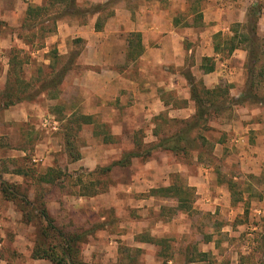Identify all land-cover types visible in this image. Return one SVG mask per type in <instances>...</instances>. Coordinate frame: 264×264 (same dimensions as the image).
<instances>
[{"label": "crops", "instance_id": "crops-1", "mask_svg": "<svg viewBox=\"0 0 264 264\" xmlns=\"http://www.w3.org/2000/svg\"><path fill=\"white\" fill-rule=\"evenodd\" d=\"M48 2L0 0V60L9 59L16 40L12 27L22 29L29 6H44ZM260 2L264 0H78L80 6L102 5V8L88 13L85 19L70 16L58 19L42 46L21 42L26 48L32 47L33 54L57 51L61 56L69 54L76 41L82 42L78 61L62 80L61 97L66 95L71 100L68 116H90L93 126L99 116L112 134V140L106 137L100 140V150H96L97 144L91 143L89 151L77 160L95 169L99 165H111L108 172L116 179L106 191L110 195L105 197L109 204L104 201L103 207L100 205L105 211L114 209L116 215L110 220L106 213L100 214L98 228L92 230V233L96 231V237L88 240L90 249L82 251L85 262L173 264V257L180 255L187 264H262V240L253 239L255 233L262 232V199L254 203L249 197L251 193L244 190L236 201L228 185L219 181L213 163L202 164L205 159L203 155L200 158L198 151L193 160L199 166L194 174H189L188 186L194 196L190 201L192 208L211 210L213 214L228 211L232 219L238 215L240 219L250 201L252 205L245 214L246 222L222 224L223 227L216 226L207 235L197 229L193 231L191 219L178 221L176 244L182 246V250L177 249L175 255H169L163 246L165 239H169V224L164 218L146 216L147 209L157 211L158 206H162L155 202L161 199L156 196L159 192L178 185L168 177V157L140 153L127 165L113 164L138 147V132L143 131V145L156 143L159 135L156 133L162 129L161 117L192 118L197 112L192 96L194 86L219 87L224 89L225 96L243 98V102L233 103L229 110L211 117L208 134L205 133L210 142L212 134H217L209 153L211 160L236 163L243 171L260 175L264 169V58L255 69V73L263 69L256 90L261 98L252 101L246 98L251 46L245 36L250 9ZM256 26L264 44V7ZM36 27L39 30V26ZM233 38L235 46L232 48ZM53 60L52 55L44 58L47 66ZM40 96H46L49 101L56 99L48 98L46 93ZM26 103L28 101L23 100L4 106V113L27 117L31 107ZM48 114L49 117L55 115ZM32 160L37 162L39 157L33 155ZM122 189L137 195L130 201V207L138 213L136 217L122 218L119 200L114 197ZM140 192H148V195L142 196ZM84 198L87 199L80 195L75 201L84 202ZM176 199L180 206V198ZM7 206L12 209L10 202ZM84 207L80 205L78 210ZM256 210L261 214L254 218ZM183 216L189 217L188 211L184 210ZM115 224L128 230L110 231L108 227ZM237 228L244 229L246 236H241ZM13 230L16 234L20 232ZM8 232L2 231L0 241L5 242ZM22 239L30 241L25 235ZM121 245L135 252L125 254L120 250ZM11 251L16 254L0 257V264H52L47 259L31 257L32 250L26 247L14 245Z\"/></svg>", "mask_w": 264, "mask_h": 264}, {"label": "rangeland", "instance_id": "rangeland-1", "mask_svg": "<svg viewBox=\"0 0 264 264\" xmlns=\"http://www.w3.org/2000/svg\"><path fill=\"white\" fill-rule=\"evenodd\" d=\"M25 27H22V29L12 27L16 40L9 53V61L0 60V180L9 181L16 185L17 188L16 198L7 199L2 194L0 186V208H2L0 209V237L2 231H9L8 236H4V239L7 237L5 242L0 241V257L5 258L7 253L10 256H14L16 251H11V247H14V245H18L20 248L26 247L33 251L34 246L38 243H36V240L42 245L49 240L58 243L59 238L54 232L45 231L46 220L39 216L36 206L45 207L48 212L51 210L50 212L53 215L51 216L55 224L66 232L91 231L86 236L87 240L81 242V251L84 249L88 251L90 249V247L88 248V240L96 237V231L92 233V230L98 228L101 221L100 214L106 213L107 218L110 220L116 215L114 209L107 208L105 211V209H102L103 206L101 204L104 201L105 204H109L108 200H105L106 196H110L106 194V191L116 179L113 178L112 172L100 168L107 167V164L104 166L99 165L96 169L85 167L74 156L79 154L81 157L83 153L88 152L89 144L91 143L97 144L96 150H100V140L104 137L112 140V134H110L111 131L108 129V124L100 121L99 116L95 118V126L91 124L90 116L82 114L68 116L71 100L66 95L61 97L62 92L57 97L58 99L56 98L52 101H49L46 96H39L33 101H28L26 104L31 108L27 117L20 115L10 116V114L6 116V113H4L5 102L15 99L27 83L31 82L33 84L28 90L29 93L34 92L32 89L38 85L35 82L37 77L42 79L49 72L44 58L51 55L52 57L55 56L54 52L33 54L32 47L26 48L21 44V42L33 43L34 47H39L45 44L46 37L50 35L49 33L43 34L40 28L37 30L38 27ZM32 34H34L33 37ZM19 43L21 46H19ZM73 47L72 51L70 50L67 55L61 56L58 53L59 62L54 72L59 71L68 59H73L74 64H76L78 61L77 54L82 50V42L80 40L76 41ZM8 63L11 64L10 67L6 65ZM48 113L51 116L55 114L52 117L58 121V128L48 129L44 127L43 119L49 116ZM164 125L166 127L164 134L173 131L176 127L173 123H165ZM205 133L208 134V132L204 131V135ZM143 135V131L138 132L139 147L136 148V151L144 152L145 154V149L149 145H143L141 141ZM216 135V133H213L211 142L204 143L200 147L201 154H203L205 159H203L202 164L213 163L214 172L219 176V181L228 185L236 201L240 198L242 191L248 190L251 193L249 197L252 198V201L262 199V204H264V169L258 175L243 171L236 166V163H220L215 160L212 162L209 152L212 150V143ZM201 141L200 137L196 140L199 144ZM125 145L126 148L129 147V144ZM197 151H192L190 155L186 156L175 155L171 151H156L154 149L153 151L151 150L150 154L168 157L170 166L168 165L167 172L170 182L187 187L190 181L189 174H194L197 171V166H199V163L193 160ZM33 155L39 157L37 162L32 160ZM242 174L247 175V177H241ZM236 175L238 177L234 178ZM49 179L54 180L50 181ZM210 185L213 186L214 184L210 183ZM131 193H127L122 189L117 191L114 196L119 200V212L124 219L138 215L137 211L130 207V201H134L133 196L137 197V195ZM159 193L160 195L157 194L156 196H161V199L155 202H157V205L162 204V206H158L159 210L157 211L147 209L146 216L164 218L166 223L169 224L167 230L169 239H165L166 244L163 245L169 255H175L177 249L179 251L182 250V246L176 244V236L179 233L177 228L178 221L184 222L186 218L191 219L193 231L197 229L201 234L207 235L216 226L219 227L221 225L223 227L222 224L246 222L248 216L245 214L249 212V208L252 205L250 201L240 219L238 218L239 215L236 219H232L228 211L215 212L213 214L211 210L192 207L188 209L189 217H186L183 216L184 208L177 204L175 196L166 195L165 192ZM140 194L142 196L148 195V192H140ZM80 195L86 196L87 199L84 198V202H76L77 200L75 201V199ZM186 197L191 200L194 198L191 193L186 195ZM26 201L32 203L29 204ZM7 202H10L11 210L8 209ZM254 203H257V201ZM80 205L85 206L84 210H78ZM100 205L102 206L101 208ZM92 206H95L94 210L91 209ZM25 213H30L29 221L25 218ZM175 217H178V220H173ZM231 220L234 221L231 222ZM8 223L10 224L9 226L7 225ZM119 227V225L115 224L108 227V229L110 231L128 230L124 226L121 229ZM13 229H18L20 232L16 234ZM237 230L241 231V236H246L244 229L237 228ZM101 233L100 231V235ZM221 233L223 234L224 232ZM23 235L28 237L30 241H23ZM193 239L195 240V238ZM253 239L262 240L260 245L262 252H264V212L262 213V232L255 233ZM120 250L125 254H133L135 252V250L126 245H121ZM83 254L82 252L81 255L83 256ZM173 264L187 263L184 256L179 255L177 258L173 257ZM262 264H264V261H262Z\"/></svg>", "mask_w": 264, "mask_h": 264}, {"label": "trees", "instance_id": "trees-1", "mask_svg": "<svg viewBox=\"0 0 264 264\" xmlns=\"http://www.w3.org/2000/svg\"><path fill=\"white\" fill-rule=\"evenodd\" d=\"M263 7L264 2H260L256 6L251 7L247 25L248 33L245 35L251 46L249 57L250 76L246 98H249L252 101H256L261 98L258 96L256 90L258 88L260 80L263 77V69H260L257 73H255V69L262 58H264V50L262 49L264 47V44L262 42V39H260L257 35L256 22ZM99 8H102V5H95L93 6V8L80 6L78 4V0H49L48 4L44 6H29L28 17L23 25V28H26L25 26H28L29 28L39 26L42 33L46 34L54 31L55 24L60 18L70 16L82 17L85 19L88 13H93ZM33 36L34 34H32V37ZM234 42L235 41L233 38L231 40L232 48L235 46ZM231 50L232 49H230V51ZM54 55L56 56L53 57L54 61H52V63L47 66L49 68L47 76L43 77L42 79L38 77L35 80L38 85L37 87L32 89L34 92L29 93L28 90L32 87L33 84L31 82L27 83L24 89L20 91L19 95L15 99L6 101L4 106H8L9 104H13L15 102L23 100L33 101L42 93H46L48 98H57L60 96L62 92V80L66 73L72 68L74 60L68 59L59 71L54 72L59 62L58 52L54 51ZM224 94V89H221L219 87L209 89L206 87L194 86L192 88V96L196 102V114L192 118L182 120L161 117L160 126L162 127V129L158 131L156 130L157 132H159L156 133L157 135L159 134L158 141L154 144H148L149 146L145 149V154H150L151 150L153 151L154 149L171 151L175 155L187 156L190 155V152L195 150H198V152L201 154L200 147L204 145V143L209 142L204 135V131L208 130V125L211 117L217 116L229 110L232 107L233 103L243 102V98L232 99L225 96ZM262 102H264V96H262ZM165 123H173L174 125H176V127L173 131H169L168 133L164 134V130L166 128L164 125ZM199 137L202 139L200 144L196 142L197 138ZM136 150L137 149L127 152L122 159L114 162L113 164L127 165L131 161L132 157L140 155V152ZM202 155L203 154L200 155V158H202ZM74 158L78 159L80 158V155L77 154L74 156ZM100 168L102 170L108 171L111 168V165ZM45 179L48 180V178L46 177ZM49 180L52 181L54 179ZM0 186L1 192L5 198H16V185L10 183L9 181L1 179ZM162 191H164L166 195L175 197L178 196L182 202L180 204V207L184 208V210L188 211V209L192 207L190 203L191 199H189V197H186V195H190V193L193 194L190 187L173 185L163 189ZM28 203L31 204L32 202L29 201ZM36 208L39 216L46 220L45 231L47 230L54 232L58 236L59 241L58 243H54L52 240H49L47 242H44V245H42L39 241L36 240V243H38L34 246L32 257L47 259L51 261L52 264H88L83 260V257L81 255V242H85L87 240L86 236H88L91 231L85 230L83 232H66L64 231V229L55 224L53 217L45 207L40 208L36 206ZM24 216L25 218H27V221H29L28 217H30V213H25Z\"/></svg>", "mask_w": 264, "mask_h": 264}, {"label": "built area", "instance_id": "built-area-1", "mask_svg": "<svg viewBox=\"0 0 264 264\" xmlns=\"http://www.w3.org/2000/svg\"><path fill=\"white\" fill-rule=\"evenodd\" d=\"M57 122L55 119H53V117H45L43 119V125L44 127L48 128V129H56L57 128ZM260 210H256L255 215H253V217H257L258 214L260 213ZM264 212V210L262 209V213ZM261 214V213H260Z\"/></svg>", "mask_w": 264, "mask_h": 264}]
</instances>
